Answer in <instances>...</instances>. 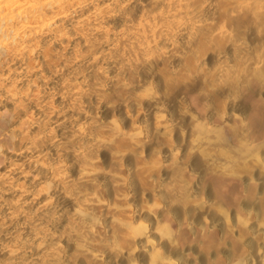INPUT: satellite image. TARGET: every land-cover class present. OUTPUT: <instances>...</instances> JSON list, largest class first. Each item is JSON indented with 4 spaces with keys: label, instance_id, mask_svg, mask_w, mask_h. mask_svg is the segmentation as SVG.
<instances>
[{
    "label": "clouds",
    "instance_id": "9594fccd",
    "mask_svg": "<svg viewBox=\"0 0 264 264\" xmlns=\"http://www.w3.org/2000/svg\"><path fill=\"white\" fill-rule=\"evenodd\" d=\"M0 264H264V0H0Z\"/></svg>",
    "mask_w": 264,
    "mask_h": 264
}]
</instances>
